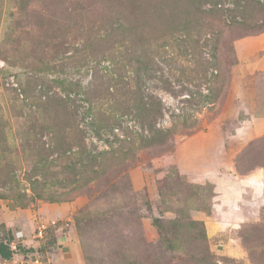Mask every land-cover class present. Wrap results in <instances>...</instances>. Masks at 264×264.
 <instances>
[{"label": "rangeland", "instance_id": "374dc122", "mask_svg": "<svg viewBox=\"0 0 264 264\" xmlns=\"http://www.w3.org/2000/svg\"><path fill=\"white\" fill-rule=\"evenodd\" d=\"M260 56L264 0H0V199L69 206L85 264H264ZM247 130L235 163L259 181L210 235L211 189L170 157Z\"/></svg>", "mask_w": 264, "mask_h": 264}, {"label": "crops", "instance_id": "0c3cea01", "mask_svg": "<svg viewBox=\"0 0 264 264\" xmlns=\"http://www.w3.org/2000/svg\"><path fill=\"white\" fill-rule=\"evenodd\" d=\"M253 63L264 68V56ZM245 89L251 98L255 97L251 86ZM262 128L264 119L256 122L255 132L260 133ZM237 135L232 137L240 140L239 145L233 142L229 147L223 143L224 134L219 135L221 140L218 139L217 144L210 139V133L195 134L182 140L170 157L188 181L211 189L209 202L196 208L195 212V217L205 222L210 235L234 232L241 225L251 187L260 178L258 170L241 173L235 163L236 152L255 134L247 130L245 134ZM72 213L73 210L62 203H41L22 208L0 199V233L13 234L32 246H38L39 242L33 241L37 222L40 219H57L59 225L50 230L49 238L44 242L45 255L52 257L53 264H85ZM229 243L224 239L218 240L219 245ZM4 260L5 257L0 255V264Z\"/></svg>", "mask_w": 264, "mask_h": 264}, {"label": "built area", "instance_id": "2783aa9c", "mask_svg": "<svg viewBox=\"0 0 264 264\" xmlns=\"http://www.w3.org/2000/svg\"><path fill=\"white\" fill-rule=\"evenodd\" d=\"M57 219H40L33 233V241L39 242L32 246L27 241L13 234H8L3 239L11 256L5 258L3 264H53L52 257L45 255L43 245L49 238L50 230L59 225Z\"/></svg>", "mask_w": 264, "mask_h": 264}, {"label": "trees", "instance_id": "16d2710c", "mask_svg": "<svg viewBox=\"0 0 264 264\" xmlns=\"http://www.w3.org/2000/svg\"><path fill=\"white\" fill-rule=\"evenodd\" d=\"M0 255L5 257V258L11 256V254H10L8 248L5 246L3 240L0 241Z\"/></svg>", "mask_w": 264, "mask_h": 264}]
</instances>
